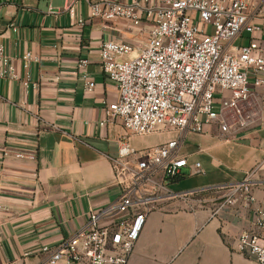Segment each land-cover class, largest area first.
Returning <instances> with one entry per match:
<instances>
[{
    "label": "crops",
    "instance_id": "1",
    "mask_svg": "<svg viewBox=\"0 0 264 264\" xmlns=\"http://www.w3.org/2000/svg\"><path fill=\"white\" fill-rule=\"evenodd\" d=\"M94 1L0 0V45L18 75L0 76V264H40L44 246H58L88 222L90 210L119 194L111 158L126 130L117 120L101 125L118 89L103 70L100 50L108 39L140 47L148 30L136 34L126 20L93 16ZM252 11L263 27L253 36L264 46V0H253ZM251 36L244 31L234 45L248 44ZM28 52L34 58L26 67ZM82 59L89 61L85 67ZM90 80L95 87L88 91ZM262 108L253 126L224 133L212 124L187 135L181 153L200 161L202 172L187 167L172 187L208 186L219 195L206 194L204 203L198 196L177 199L152 213L128 264H258L236 249L237 237L254 227L256 203L222 205V198L250 178L257 204L264 203V102ZM174 135L159 131L129 140L142 149ZM5 148L34 151L37 159L4 156Z\"/></svg>",
    "mask_w": 264,
    "mask_h": 264
},
{
    "label": "built area",
    "instance_id": "2",
    "mask_svg": "<svg viewBox=\"0 0 264 264\" xmlns=\"http://www.w3.org/2000/svg\"><path fill=\"white\" fill-rule=\"evenodd\" d=\"M91 1V0H90ZM253 0H98L91 14L107 21H128L137 33L148 30L142 46L108 39L100 55L103 70L118 89V98L104 107V125L120 121L126 133L111 158L116 199L90 210L88 222L56 247L44 246L40 264H128L148 217L177 199L198 196L204 203L208 186L176 191L172 184L200 161L181 153L189 133H204L217 124L228 133L258 124L263 118L264 46L253 36L263 27L254 21ZM73 12V8H71ZM247 31L248 44L234 45ZM136 53V54H134ZM34 55L28 52L25 66ZM0 76L17 78L10 57L0 45ZM82 59L80 67L88 64ZM26 83V82H25ZM87 90L95 82L86 83ZM173 131L167 141L138 149L130 135ZM3 155L35 161L36 152L5 148ZM222 205L242 199L256 203L254 227L236 239V249L264 264V203L257 204L250 178L231 185ZM13 264V263H3Z\"/></svg>",
    "mask_w": 264,
    "mask_h": 264
},
{
    "label": "rangeland",
    "instance_id": "3",
    "mask_svg": "<svg viewBox=\"0 0 264 264\" xmlns=\"http://www.w3.org/2000/svg\"><path fill=\"white\" fill-rule=\"evenodd\" d=\"M219 191H220V189H218V188H210V189H208V192L206 194L208 195V197H218ZM225 198L226 197H223L222 199H225ZM219 201H221V199H217V202H219Z\"/></svg>",
    "mask_w": 264,
    "mask_h": 264
}]
</instances>
